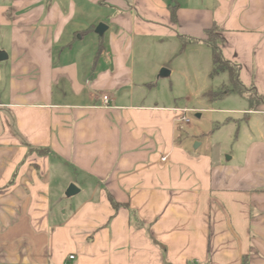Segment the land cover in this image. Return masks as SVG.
Returning <instances> with one entry per match:
<instances>
[{
  "label": "crops",
  "instance_id": "0c3cea01",
  "mask_svg": "<svg viewBox=\"0 0 264 264\" xmlns=\"http://www.w3.org/2000/svg\"><path fill=\"white\" fill-rule=\"evenodd\" d=\"M215 26L264 98V0H0V264H264V103L200 152L159 87Z\"/></svg>",
  "mask_w": 264,
  "mask_h": 264
},
{
  "label": "rangeland",
  "instance_id": "374dc122",
  "mask_svg": "<svg viewBox=\"0 0 264 264\" xmlns=\"http://www.w3.org/2000/svg\"><path fill=\"white\" fill-rule=\"evenodd\" d=\"M212 37L214 38L213 41L215 43L219 42L218 33L213 34ZM184 50L185 49L182 45L179 49V54L171 56L169 63L177 66L181 58L190 60L192 54L190 49L187 55L180 56V53ZM189 62L190 61H187V64H189ZM187 64L185 63L183 68L185 77L182 76L181 78L175 73L163 79L165 80V86H163L162 83L159 85L161 96L165 95V92L169 93L170 88L174 86L176 93H172L173 97L171 94H166L162 97L166 101H171L172 104L177 107H187L190 109L187 113L190 121L185 122V126L191 135H195L197 137L198 142H203V145H201L199 149L200 152H211L214 154L228 153V150L234 141V139H232L234 134L239 131L240 125H243V115L237 110L245 107V104L247 105L246 100L242 99L239 94L247 93L249 102L250 98L252 100L249 104L251 109H258V107L264 103V100H260L251 89L238 86L235 90L231 84L228 72H221L214 75V77H211L209 72L212 71L213 62L207 56L203 60V65H198L197 69L188 66ZM178 67L181 70V66L178 65ZM183 77L186 80L183 79ZM209 90H212L213 94L216 96L210 98L206 95V92ZM198 114H200V116H198ZM228 118H238V121H235L236 123L232 122L230 125L223 127L220 132H218L217 125L219 121L223 122ZM253 130L256 134H263L259 128L254 127ZM193 147H195V143H193ZM60 176L59 183H61L64 188L66 185H70V183H72L68 182V178L63 177L62 175ZM61 189L60 190L63 191L62 187ZM60 194L65 199V201H63V205H65V202L76 203L79 199L84 197V192L72 197H68L65 192Z\"/></svg>",
  "mask_w": 264,
  "mask_h": 264
},
{
  "label": "trees",
  "instance_id": "16d2710c",
  "mask_svg": "<svg viewBox=\"0 0 264 264\" xmlns=\"http://www.w3.org/2000/svg\"><path fill=\"white\" fill-rule=\"evenodd\" d=\"M217 27H213L210 28L207 31V39H206V43L210 46L211 51H212V62H213V68L212 71L210 73L211 77H214V75L221 73V72H228L231 84L233 85V87L235 88V90L237 89L238 86L245 88L243 86V84L241 83V80L239 78V68L236 64L231 63L230 61H228L227 59L224 58L223 54H222V50L220 48V43L223 41L222 37L219 35V42H214L213 41V34H217ZM217 37V36H216ZM256 94V96H258L257 92L255 90H253ZM210 98L215 97L216 95L213 94L212 90H209L206 92ZM260 100H264V98H261L260 96H258ZM250 102H252L251 98H250Z\"/></svg>",
  "mask_w": 264,
  "mask_h": 264
},
{
  "label": "water",
  "instance_id": "95a60500",
  "mask_svg": "<svg viewBox=\"0 0 264 264\" xmlns=\"http://www.w3.org/2000/svg\"><path fill=\"white\" fill-rule=\"evenodd\" d=\"M105 29H106V26L104 24H100L97 27L96 31L101 34V33H103V31ZM5 57H6L5 55L1 56V59H4ZM168 74H169V70L168 69L164 68V69L161 70V75L162 76H166ZM79 191H80L79 187L76 184L72 183L68 187L66 195L70 197V196H73V195L77 194Z\"/></svg>",
  "mask_w": 264,
  "mask_h": 264
},
{
  "label": "built area",
  "instance_id": "2783aa9c",
  "mask_svg": "<svg viewBox=\"0 0 264 264\" xmlns=\"http://www.w3.org/2000/svg\"><path fill=\"white\" fill-rule=\"evenodd\" d=\"M103 100H104L105 104H108L109 103V96L104 95ZM176 110L180 112L179 120L184 121V122L190 121V118L187 116V113L190 111L189 108L183 107V108H177ZM163 160H166V157H164ZM70 258H74V256H70Z\"/></svg>",
  "mask_w": 264,
  "mask_h": 264
}]
</instances>
